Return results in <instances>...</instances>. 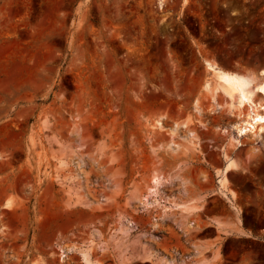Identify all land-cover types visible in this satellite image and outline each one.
Masks as SVG:
<instances>
[{
  "label": "rangeland",
  "instance_id": "obj_1",
  "mask_svg": "<svg viewBox=\"0 0 264 264\" xmlns=\"http://www.w3.org/2000/svg\"><path fill=\"white\" fill-rule=\"evenodd\" d=\"M0 1L25 2L2 32L19 54L49 51L42 88L0 100V264H86L82 247L264 264V129L237 128L264 103V0ZM211 65L251 96L232 102Z\"/></svg>",
  "mask_w": 264,
  "mask_h": 264
},
{
  "label": "crops",
  "instance_id": "obj_2",
  "mask_svg": "<svg viewBox=\"0 0 264 264\" xmlns=\"http://www.w3.org/2000/svg\"><path fill=\"white\" fill-rule=\"evenodd\" d=\"M13 4L15 3L12 1H0V10L7 9L8 11V14L4 18L5 24L1 23L0 25V100L5 97L11 98L10 95L15 89H24V91L40 89L43 86V82L49 78L41 69V61L49 52L48 50H45L44 53L37 51L39 53L37 56L33 53L29 56H24L23 54H19L18 37L4 36L2 34L4 27L8 30L12 28L13 33L17 32V26L13 22V16L11 15L16 14L18 9L23 8L22 5H25V2H16L19 6L15 7H12ZM3 15L5 14L3 13ZM6 32L8 33V31ZM25 34L36 38L35 30H27ZM41 46H43L42 42ZM7 52H9L8 55L6 54ZM55 70H57V67ZM9 89L13 91L9 92ZM4 109L5 105L0 102V112L3 113Z\"/></svg>",
  "mask_w": 264,
  "mask_h": 264
},
{
  "label": "bare ground",
  "instance_id": "obj_3",
  "mask_svg": "<svg viewBox=\"0 0 264 264\" xmlns=\"http://www.w3.org/2000/svg\"><path fill=\"white\" fill-rule=\"evenodd\" d=\"M211 67L214 69V75L219 79V84L230 95L232 102L235 101L236 100L235 98L237 97L238 102L242 104L246 98L251 96L252 89L247 87V76L245 74L234 72V71H229V70H225L221 68H216V66L214 65H211ZM256 86L258 90L264 91V78H262L257 83ZM245 115L246 116H244V118L237 121L238 122L237 128L240 134L247 132L249 130L255 131L256 133H258L264 129V103L263 102H253ZM231 164L232 163H229L228 166H230ZM226 180H227L226 177L222 178L221 182L222 184H224L223 186H227L226 184L228 182ZM155 183L159 185L160 182H158L156 179ZM7 204L9 205V202H7ZM186 207H188V205H186ZM186 207L185 209H187ZM189 207H190L189 209L190 210L192 209V211L194 208H196L194 206L192 207L189 206ZM193 226L194 225L192 222L188 223V228H193ZM60 249L62 251L61 254L64 257L65 255H67V250L71 248L69 247L65 248L61 246ZM91 252H92L91 247L80 248L82 259L86 264H98L96 261L92 259ZM147 256H148L147 260H151L152 262H155L157 264L160 263V261L158 263L157 257L154 254H150V255L148 254Z\"/></svg>",
  "mask_w": 264,
  "mask_h": 264
}]
</instances>
